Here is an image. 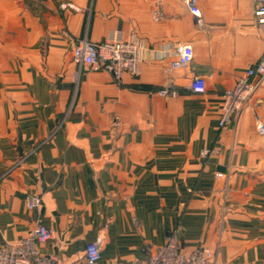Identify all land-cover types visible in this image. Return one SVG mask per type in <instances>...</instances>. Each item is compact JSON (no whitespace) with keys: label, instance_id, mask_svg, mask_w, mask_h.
Wrapping results in <instances>:
<instances>
[{"label":"crops","instance_id":"obj_1","mask_svg":"<svg viewBox=\"0 0 264 264\" xmlns=\"http://www.w3.org/2000/svg\"><path fill=\"white\" fill-rule=\"evenodd\" d=\"M198 5L203 26L179 0H0V244L41 224L61 264H88L99 239L97 264H136L173 233L212 264H264V79L220 127L223 94L264 53L258 0ZM113 35L139 42V74L78 77V42ZM179 43L194 58L170 72Z\"/></svg>","mask_w":264,"mask_h":264},{"label":"built area","instance_id":"obj_2","mask_svg":"<svg viewBox=\"0 0 264 264\" xmlns=\"http://www.w3.org/2000/svg\"><path fill=\"white\" fill-rule=\"evenodd\" d=\"M179 1L189 9L197 24L203 26L199 0ZM255 16L264 29V0H258ZM140 52L141 48L137 40H125L121 36L113 35L102 42H94L84 37L73 49V61L78 67V77L86 69L105 71L111 74L115 82L120 85L125 73L133 76L139 74ZM175 55L176 58L168 69L170 72L185 69L191 65L194 58L193 47L190 44L179 43L175 47ZM256 76L264 79V53L257 63L250 66L239 77L235 86L223 94L220 127L225 128L231 125L234 115L249 103L258 87V83L254 81ZM190 88L196 94H204L206 92L205 80L202 77H195ZM159 93L162 96L176 97L178 90L173 86H167ZM258 128L264 133V124L259 122ZM209 154V150L202 152L204 157ZM42 204V198L39 196H32L27 202L29 209L40 208ZM52 237V230L39 224L28 238L14 243L0 244V264H61L58 258L43 255L37 247V244H46ZM104 244L103 239L89 244L86 250L88 264L99 262ZM144 254L145 259L136 264H212L213 261V254L209 247L200 245L191 252L183 251L173 233L167 236L163 246L156 249L147 247L144 249Z\"/></svg>","mask_w":264,"mask_h":264}]
</instances>
